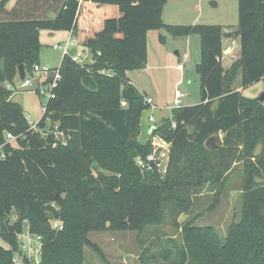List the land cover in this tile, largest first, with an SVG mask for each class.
<instances>
[{
    "label": "trees",
    "instance_id": "16d2710c",
    "mask_svg": "<svg viewBox=\"0 0 264 264\" xmlns=\"http://www.w3.org/2000/svg\"><path fill=\"white\" fill-rule=\"evenodd\" d=\"M166 2L16 0L10 7V0H0V146L6 153L0 160V239L9 246L0 244V264H14L25 221L43 237L40 264H83L90 233L138 231L159 223L167 210L175 217L190 213L192 193L226 181L240 164L242 219L231 227L227 244L211 231L188 227L182 246L162 249L159 258L150 255L142 264H264V103L232 90L239 73L243 88L264 78V0H239L240 58L229 69L222 58L231 33L225 35L221 25L166 27ZM163 28L173 36L200 35L202 54L201 103L174 109L153 132L172 145L161 178L136 164L153 145L138 141L147 107L127 73L145 66L148 33ZM42 30L71 31L92 52L91 63L64 56L56 99L40 123L45 128L51 119L60 131L74 133L81 161L73 141L56 153L52 134L31 131L4 87L20 65L29 73L40 63ZM5 131L18 136L16 147L7 144ZM214 135L218 147L208 149ZM53 220H61L63 230L54 231Z\"/></svg>",
    "mask_w": 264,
    "mask_h": 264
},
{
    "label": "rangeland",
    "instance_id": "374dc122",
    "mask_svg": "<svg viewBox=\"0 0 264 264\" xmlns=\"http://www.w3.org/2000/svg\"><path fill=\"white\" fill-rule=\"evenodd\" d=\"M168 1L163 8L162 22L172 26L221 25L231 33L230 37H224L225 48L232 42L239 43V37L235 34L240 18L239 0ZM53 17L51 15V18ZM160 35H163L164 38L162 39ZM68 36V32L65 31H58L54 38H48L45 32L40 35L41 59L39 64L59 67L65 56L64 51L62 49L54 50L53 45L66 47L67 41H64V37L68 38ZM148 38L145 66L142 69L128 72L129 82L144 97L148 96L154 100L159 108L155 112L156 115L163 116L176 109L175 94L177 91L185 94V97L181 99V107L200 104L201 77L198 72L202 54L200 35L173 36L158 29L150 31ZM69 50L72 55L83 53L84 58L81 61L84 63H91L93 60L92 52L88 48L75 45L70 46ZM234 52L239 56L240 48L235 49ZM222 64L224 69H229L232 66L227 62L225 65L223 62ZM179 65H183V71L178 69ZM234 84L243 88L240 73L232 85L234 86ZM4 87L8 91H12L11 100L22 107L25 117L38 124L44 115L49 93L42 96L36 91L24 89L23 80L19 78L18 74L12 81H7ZM242 94L249 99L260 98L264 94V78L243 88ZM148 113V110L144 111L141 117L142 128L139 137H137L140 143L149 138L147 135ZM58 124L51 119L46 121V127L51 129L54 140L51 148L59 150L56 153H60L65 146L73 141L70 147L73 153H76L78 160L81 161L82 154L77 146V137L71 133V138L67 139L55 133ZM153 131H151L152 139L150 140L152 145L158 141L163 142L164 146L171 145L166 137L153 135ZM8 133L9 131H5L3 138H6ZM13 146L16 147L17 143H13ZM163 177L164 174L161 175V178ZM192 195L194 207L190 213L175 217L167 210L159 223H150L138 231L104 230L90 233L88 239L92 246L85 248L83 264H142V261L150 255L159 258L162 249L174 248V244L182 246L188 227L211 231V235L215 236L222 246L226 245L231 227L242 219V164L236 165L226 181L218 185H207ZM23 227L27 229L26 224ZM170 241H174V243ZM0 244L9 248L1 239Z\"/></svg>",
    "mask_w": 264,
    "mask_h": 264
},
{
    "label": "built area",
    "instance_id": "2783aa9c",
    "mask_svg": "<svg viewBox=\"0 0 264 264\" xmlns=\"http://www.w3.org/2000/svg\"><path fill=\"white\" fill-rule=\"evenodd\" d=\"M78 45L76 40H70V43L66 47H62L60 45L54 46V49L60 50L62 49L64 51L65 56H70L72 60L76 63H84L81 61L84 58L83 53H79L78 55H72L70 53L69 47ZM236 48H240V43L232 42V44L225 48L223 51V56L230 55L232 51ZM179 70H184L183 65L178 66ZM19 76V75H18ZM62 82V73H61V65L59 67H53L50 65H40L35 64L32 68L31 72H26V77L23 80V88L26 90H33L38 92L40 95H45L46 93H49V99L50 100L56 99V91L60 86V83ZM185 97V94L181 92H176L175 94V107L181 108L182 100ZM48 104V103H47ZM47 104L44 108V115L47 113ZM144 104L146 105V110L153 111L155 109V103L154 100L150 97H144ZM122 106L126 107L127 103L125 101L122 102ZM145 110V111H146ZM43 115V116H44ZM43 118V117H42ZM42 120V119H41ZM148 120L150 123L156 124V118L154 115H149ZM26 121L29 125V129L35 133H39L42 136H49L52 134L51 129L41 128L40 123L41 121L36 124L34 123L30 118H26ZM172 127L176 128V123L172 121ZM57 134L69 139L71 138L70 134L65 131H60L57 127L56 132ZM18 136L8 133L7 134V144H11L13 146V143H17ZM163 142H155L154 143V149L152 152L147 155V157H138L136 160V164L139 168V170L142 173H159V174H165L167 165H168V156L170 149L168 146H164ZM4 144L0 146V160L6 159V153L4 151ZM15 147V146H13ZM27 225V229H24V231L18 233V249L15 251L16 255L13 257L14 264H24L26 260H29L30 262H33L35 264H40L41 257L43 254V248H44V241L43 237L39 234H35L31 232L30 230V224L28 221H25ZM52 228L54 231H60L63 230V223L61 220H53L51 222Z\"/></svg>",
    "mask_w": 264,
    "mask_h": 264
},
{
    "label": "crops",
    "instance_id": "0c3cea01",
    "mask_svg": "<svg viewBox=\"0 0 264 264\" xmlns=\"http://www.w3.org/2000/svg\"><path fill=\"white\" fill-rule=\"evenodd\" d=\"M15 1L16 0H10V4H9V6L11 7L14 3H15ZM170 2H171V0H169ZM168 1V2H169ZM181 10L183 9V8H180ZM164 23V25L167 27V26H172V25H169L168 23H165V22H163ZM170 23V22H169ZM223 27V30H224V34L225 35H227V34H230V30H226V28L224 27V26H222ZM160 30H164V31H166L167 29H160ZM234 31V30H233ZM236 31V30H235ZM46 33V36H48V38H54L56 35H57V32L58 31H50V30H42L41 32H40V35H42L43 33ZM65 32H68V34H69V36H68V38L67 37H64V41H67V45H68V43H70V40H72V39H75L74 38V36H73V33L71 32V31H65ZM167 32V31H166ZM168 33V32H167ZM160 37L162 38V37H164L163 35H160ZM225 39V38H224ZM148 40H149V38H148ZM239 43H240V38H239ZM57 44H55V45H53V48H54V46H56ZM224 45H225V42H224ZM62 46V45H61ZM229 47V46H228ZM224 49H225V46H224ZM237 49V48H236ZM54 50H56V49H54ZM235 50V49H234ZM234 50L232 51V53L230 54V55H224L223 56V58H222V62L224 63V65H225V63L227 62V63H231V64H233L236 60H238L239 58H240V55L238 56V54H235V52H234ZM42 56H44V54L42 53ZM237 57H239V58H237ZM237 58V59H236ZM43 57H42V61H43ZM63 60V59H62ZM180 71H182V70H180ZM131 72V71H130ZM19 75V74H18ZM241 75V74H240ZM241 79H242V75H241ZM236 80V79H235ZM243 89V88H242ZM242 89L240 88V87H237V86H235V84H234V86H232V90H234V91H240V92H242ZM148 97V96H147ZM157 110H159V108L157 107V104H155V109L153 110V111H151V110H148L149 111V113H148V117H149V115H154L155 116V118H156V124H153V123H150L149 122V120H147V135H148V140H146V141H141V143L142 144H145V143H147L148 141H150L151 139H152V137H151V131L153 130V128L154 127H156V129L155 130H157L158 129V126L161 124V122L164 120V119H166V118H170L171 117V114H172V112L171 113H169V114H166V115H163V116H161V115H156L155 114V112L157 111ZM140 128H142L141 127V125H140ZM154 130V131H155ZM153 131V132H154ZM222 137V136H221ZM170 147H171V145L170 146H168V148L170 149ZM261 151H262V146L261 145H259L258 147H257V149H256V152H257V154H259V153H261Z\"/></svg>",
    "mask_w": 264,
    "mask_h": 264
},
{
    "label": "water",
    "instance_id": "95a60500",
    "mask_svg": "<svg viewBox=\"0 0 264 264\" xmlns=\"http://www.w3.org/2000/svg\"><path fill=\"white\" fill-rule=\"evenodd\" d=\"M18 74H19V78L21 80H24L25 77H26V69H25V66L24 65H20L19 66V69H18ZM259 102L261 103H264V94L257 99ZM156 127L153 128V130H155ZM205 146L208 148V149H214V148H217L218 147V144H217V136L214 135V136H211L205 143ZM172 147V145H171ZM170 147V149H171ZM92 168L93 170L98 173L100 172V166L98 165L97 162H93L92 164ZM53 200H55V198H53Z\"/></svg>",
    "mask_w": 264,
    "mask_h": 264
}]
</instances>
